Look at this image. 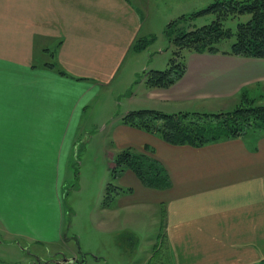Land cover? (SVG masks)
I'll list each match as a JSON object with an SVG mask.
<instances>
[{
	"label": "crops",
	"instance_id": "1",
	"mask_svg": "<svg viewBox=\"0 0 264 264\" xmlns=\"http://www.w3.org/2000/svg\"><path fill=\"white\" fill-rule=\"evenodd\" d=\"M192 8L182 0H0V248L8 256L16 260L30 244L47 248L62 234L55 169L66 142L53 133L76 123L79 105L63 113L49 108L53 98L72 99L69 82L76 78L72 71L73 78L54 73L49 52L68 69L84 51L120 49V59L111 58L117 68L131 51L141 52L133 48L138 39L156 27L166 30ZM189 53L184 75L168 88H153L151 98L185 104L230 101L252 89L264 95V57ZM119 131L126 140L121 146L138 152L150 146L171 177V187L153 189L128 169L121 184L130 180L132 191L119 196L125 205L138 197L162 207L159 237L173 264L264 262V133L194 147L123 122L117 140ZM28 254L32 261L25 264H39L33 256L39 251Z\"/></svg>",
	"mask_w": 264,
	"mask_h": 264
},
{
	"label": "rangeland",
	"instance_id": "2",
	"mask_svg": "<svg viewBox=\"0 0 264 264\" xmlns=\"http://www.w3.org/2000/svg\"><path fill=\"white\" fill-rule=\"evenodd\" d=\"M182 1L183 4L191 1L194 9L187 14V19L182 20L183 29L210 24L217 17L213 12L198 13L216 0ZM249 17V14L229 16L223 24L235 32L238 23ZM164 31L156 27L152 36L147 38H152V43L141 52L131 51L117 68L111 58L120 59L123 53L120 49L108 51L103 50L107 46H97L89 52L84 51L86 57L80 62L74 61L66 70L65 65H58L49 52V63L54 64V73L73 78L69 73L72 71L76 75L72 80L80 82H69L75 89L70 101L65 100L64 104L56 98L49 101V108L62 113L67 107L73 109V106L79 105L75 114L76 123L69 130L53 133L58 142H66L65 158L59 165V171L55 169L58 175L55 206L62 234L49 242L47 248L44 247L46 244L41 248L38 244H30V249L22 252L19 247L21 255L16 260L1 247L0 259L25 264L32 261L29 252L39 251L36 255H42V260L48 261V264H72L58 260L79 256L80 248L87 255L86 264H173L170 248L159 237L164 221L162 207L153 203L145 205L138 197L128 205L120 202L117 190L122 185V176L115 179L112 164L114 156L126 148L121 146L126 140L121 131L117 140V127L126 113L137 109L150 108L166 113H218L233 110L243 99L239 96L230 101L162 104L159 99L151 98L153 88L140 75L146 70L169 66L173 48ZM233 40L225 41L221 47L228 49ZM185 53L187 56L190 54L188 50ZM87 54H91L90 58ZM247 93L250 98H262L261 102H264V96L258 90L252 89ZM130 149L138 152L135 148ZM131 185L128 180V184L121 187L128 192L132 191ZM108 187L113 196L107 197Z\"/></svg>",
	"mask_w": 264,
	"mask_h": 264
},
{
	"label": "trees",
	"instance_id": "3",
	"mask_svg": "<svg viewBox=\"0 0 264 264\" xmlns=\"http://www.w3.org/2000/svg\"><path fill=\"white\" fill-rule=\"evenodd\" d=\"M206 12H213L217 16L210 24L190 30L183 29L181 22L187 19V15H182L167 25L165 32L173 53L166 69L146 70L140 75L149 87L168 88L178 81L187 69L185 53L187 50L189 52H221L246 57H264V0H216L198 13ZM239 14H249L250 17L246 21L239 22L235 32L224 26V19ZM231 38L234 40L230 47L223 49L222 44ZM152 40V38H140L133 48L142 51L152 43ZM60 72L65 74L63 70ZM239 96L243 100L230 111L166 113L143 108L126 113L122 117V122L155 134L171 144L194 147L245 136L249 132L264 133L262 98L260 100L255 97L250 98L246 90L242 91ZM153 152L150 146H145L143 152H135L130 148L118 152L112 164L115 179H119L126 170L130 169L148 188L167 189L171 187L172 180L167 169ZM110 187H108L107 197L113 196L109 190ZM126 191L118 186L117 194Z\"/></svg>",
	"mask_w": 264,
	"mask_h": 264
},
{
	"label": "water",
	"instance_id": "4",
	"mask_svg": "<svg viewBox=\"0 0 264 264\" xmlns=\"http://www.w3.org/2000/svg\"><path fill=\"white\" fill-rule=\"evenodd\" d=\"M33 256L36 258V262L39 264H48V261L43 262L40 258V256L33 254ZM56 261V260H55ZM58 262L63 263H72V264H86L87 262V255L82 252V250L79 248V257L73 256V257H64L61 260H58Z\"/></svg>",
	"mask_w": 264,
	"mask_h": 264
},
{
	"label": "flooded vegetation",
	"instance_id": "5",
	"mask_svg": "<svg viewBox=\"0 0 264 264\" xmlns=\"http://www.w3.org/2000/svg\"><path fill=\"white\" fill-rule=\"evenodd\" d=\"M76 257H79V256H76Z\"/></svg>",
	"mask_w": 264,
	"mask_h": 264
}]
</instances>
